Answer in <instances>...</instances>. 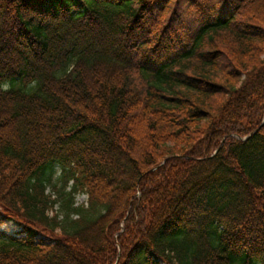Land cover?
Returning <instances> with one entry per match:
<instances>
[{
	"label": "trees",
	"instance_id": "obj_1",
	"mask_svg": "<svg viewBox=\"0 0 264 264\" xmlns=\"http://www.w3.org/2000/svg\"><path fill=\"white\" fill-rule=\"evenodd\" d=\"M0 264H264V0H0Z\"/></svg>",
	"mask_w": 264,
	"mask_h": 264
},
{
	"label": "rangeland",
	"instance_id": "obj_2",
	"mask_svg": "<svg viewBox=\"0 0 264 264\" xmlns=\"http://www.w3.org/2000/svg\"><path fill=\"white\" fill-rule=\"evenodd\" d=\"M87 202V197L85 196V195H78L77 197H76V206H78V205H80V204H82V203H86ZM3 228L4 229H9V230H11V232H14L16 229V226L15 225H13V224H10V223H8V224H5L4 226H3Z\"/></svg>",
	"mask_w": 264,
	"mask_h": 264
}]
</instances>
